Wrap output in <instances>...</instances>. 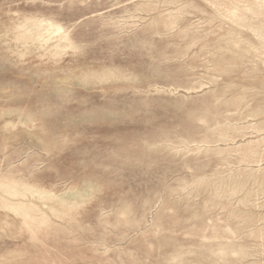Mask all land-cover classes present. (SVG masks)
I'll list each match as a JSON object with an SVG mask.
<instances>
[{
  "label": "rangeland",
  "instance_id": "374dc122",
  "mask_svg": "<svg viewBox=\"0 0 264 264\" xmlns=\"http://www.w3.org/2000/svg\"><path fill=\"white\" fill-rule=\"evenodd\" d=\"M6 179L0 264H264V0H0Z\"/></svg>",
  "mask_w": 264,
  "mask_h": 264
},
{
  "label": "bare ground",
  "instance_id": "6f19581e",
  "mask_svg": "<svg viewBox=\"0 0 264 264\" xmlns=\"http://www.w3.org/2000/svg\"><path fill=\"white\" fill-rule=\"evenodd\" d=\"M24 46V45H23ZM37 195L43 201V193L32 187H18L12 179L0 180V202L1 205L13 210L22 216V222L32 235L36 236V231L46 223V217L37 206L25 203L23 200L27 196ZM19 200L18 202H15Z\"/></svg>",
  "mask_w": 264,
  "mask_h": 264
}]
</instances>
